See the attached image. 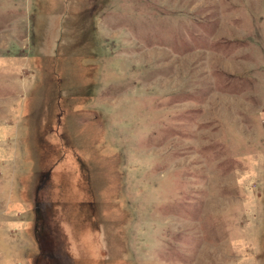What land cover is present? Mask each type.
Wrapping results in <instances>:
<instances>
[{"label": "rangeland", "instance_id": "obj_1", "mask_svg": "<svg viewBox=\"0 0 264 264\" xmlns=\"http://www.w3.org/2000/svg\"><path fill=\"white\" fill-rule=\"evenodd\" d=\"M0 264H264V0H0Z\"/></svg>", "mask_w": 264, "mask_h": 264}]
</instances>
